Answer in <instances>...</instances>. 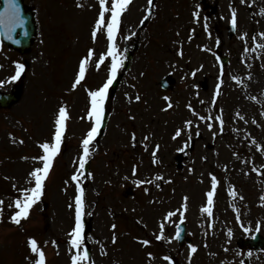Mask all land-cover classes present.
I'll return each mask as SVG.
<instances>
[{
  "label": "rangeland",
  "instance_id": "obj_1",
  "mask_svg": "<svg viewBox=\"0 0 264 264\" xmlns=\"http://www.w3.org/2000/svg\"><path fill=\"white\" fill-rule=\"evenodd\" d=\"M32 5L39 33L31 51L21 56L0 43V90L21 89L17 101L0 108V264H35L27 235L37 240L45 264H72L78 186L81 216H93L92 256L80 264H264V251L238 244L256 231L264 235V0H157L152 10L148 0H131L116 46L122 61L137 50L114 98L107 93L109 121L103 138L96 135L89 145V171L79 167L82 140L95 125L89 92L107 81L111 67L106 25L92 37L99 0ZM233 11L237 29L228 38ZM89 49L94 54L85 78L73 87ZM218 51L229 57L222 71ZM18 64L24 68L12 80ZM169 73L176 80L164 91L159 82ZM61 107L67 111L61 149L40 199L20 221L35 230L24 233L8 218L23 190L35 186L30 173L43 167L35 159L43 155L39 145L54 142ZM76 174L79 181L71 179ZM213 177L209 215L203 208ZM128 187L133 196L126 195ZM179 220L187 223L195 252L179 250ZM156 237L164 239V257L152 252Z\"/></svg>",
  "mask_w": 264,
  "mask_h": 264
},
{
  "label": "snow or ice",
  "instance_id": "obj_2",
  "mask_svg": "<svg viewBox=\"0 0 264 264\" xmlns=\"http://www.w3.org/2000/svg\"><path fill=\"white\" fill-rule=\"evenodd\" d=\"M131 0H110V7L108 5V0H99L100 11L98 14V19L95 22V27L92 32V37L95 40L97 37V33L102 30V27L106 25L107 30V39L109 41V45L107 48V56L111 57V67L110 74L108 75L107 81L98 89L94 91H90L89 95L91 97V109L88 113L89 117H95V125L91 127L88 131L86 137L82 140V148H83V156L80 158L79 167L80 169H84L85 162L89 156V145L95 138L98 133V130L102 123V116L104 112V104L107 98V93L109 87L112 85L114 80L116 79V75L118 70L122 67L123 61L121 59L120 53L117 51L116 46V35L120 28L121 16L122 13L126 11L130 4ZM148 3L151 5L153 0H148ZM110 11V20L106 22L105 13ZM147 18V17H146ZM24 18L21 15L20 5L18 0H4V8L0 11V26H3L7 32L9 33L8 38L11 39V32L15 30L16 27L24 24ZM236 13L233 11L231 23L233 26L236 25ZM27 34V33H25ZM264 35V34H262ZM19 43V41H17ZM94 51L89 49L87 56L80 61L79 71L75 77V81L73 87H76L80 84V82L85 78V74L87 71V65L89 63V59L93 56ZM105 60V55L101 54L99 56V60L97 62V67H99L100 63H103ZM24 68L23 64H18L16 69V74L11 77L12 80H16L20 77V74ZM139 99V96L136 97ZM171 106V105H169ZM66 119H67V111L64 107L59 109L58 117L55 121V132L53 140L54 142H44L39 145V147L43 150V155L36 157L35 159H39L43 163V167L35 168L30 176L34 178L35 186L30 189H25L23 199L15 200V207L18 209L15 211L14 215L11 217L12 221L19 224L21 218H27L32 206L40 199L43 189L44 182L49 174V170L52 166V162L61 149L62 137L66 129ZM203 119V117H201ZM218 119H220L218 117ZM189 125L191 121L187 122ZM223 123L221 119V124ZM211 127V125H209ZM179 131L176 135H179ZM158 147V146H157ZM79 174L73 175L71 177L72 180L79 181ZM217 181L215 177H213V191H209L207 193L208 197V207L203 208L205 213L211 215L212 213V203H213V193L216 187ZM79 195L76 196V218H75V227L72 229V239L71 244L74 248L77 249L76 253L72 256V264H80L82 261H86L88 259V249L85 247L81 251V246L84 243L83 236V224L81 222V214L83 208V189L78 186ZM3 201H0L2 204ZM171 215V214H170ZM115 228V225H113ZM247 230V229H246ZM177 237L180 235L179 228L176 233ZM30 245V249L33 253L38 254V259H36L35 264H45V253L38 246V242L35 238H30L28 241ZM144 244H148V240L143 241ZM191 251L195 252L196 248L194 246L191 247ZM251 253H249L250 255ZM151 255V253L149 254ZM165 259H170L169 257H165Z\"/></svg>",
  "mask_w": 264,
  "mask_h": 264
},
{
  "label": "water",
  "instance_id": "obj_3",
  "mask_svg": "<svg viewBox=\"0 0 264 264\" xmlns=\"http://www.w3.org/2000/svg\"><path fill=\"white\" fill-rule=\"evenodd\" d=\"M18 3L20 5L21 15L25 21L24 24L16 27L15 30L10 33L12 36L11 39L8 38L9 33L3 26H0V35L4 42L16 48L18 47L21 51H26L28 50V47L30 46V42L33 36L35 35V27L32 22V18H33L32 13L30 11H27L28 13L25 11L21 0H18ZM3 8H4V0H1L0 11H2ZM17 41H19V43H17ZM118 82H119V79L115 80L113 92ZM20 93L21 91L19 90L9 96L0 94V106L2 107L10 106L11 104H13V102L19 99ZM103 129H104V126H102V128L100 129L101 133Z\"/></svg>",
  "mask_w": 264,
  "mask_h": 264
}]
</instances>
